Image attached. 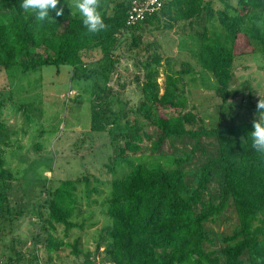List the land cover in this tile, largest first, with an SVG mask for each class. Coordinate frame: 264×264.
I'll return each instance as SVG.
<instances>
[{
  "label": "trees",
  "instance_id": "16d2710c",
  "mask_svg": "<svg viewBox=\"0 0 264 264\" xmlns=\"http://www.w3.org/2000/svg\"><path fill=\"white\" fill-rule=\"evenodd\" d=\"M112 2L105 5L100 1L98 8L106 30L90 33L79 12L65 16L64 11L56 17L51 11L47 20L37 21L33 13L20 7L21 0H3L8 13L0 18V70L20 67L22 72L30 73L43 66L67 65L75 84L81 78L91 80L105 91L115 70L121 36L129 34L131 47L138 50L137 33L145 26L159 30L172 29L178 23L190 27L199 24V66L216 82L220 104L215 127L204 126L196 114L184 111L187 99L181 85L183 75L190 73L187 65L174 75L165 73L160 93L151 66L160 65L163 57L155 44L145 46L146 51L150 46L154 52L144 63L142 100L136 113L156 132L153 139L140 129L124 134L118 160L110 163L113 175L104 202L108 224L95 252L99 253L100 245L106 243L104 257L111 264H264V155L252 147L250 137L257 109L253 108L254 114L248 118L227 105L229 97L241 93L229 89L236 60L250 54L264 55V0H166L158 13L133 26L127 25L131 0ZM91 54L99 58L87 62ZM4 130L5 124L0 122V138ZM184 136L195 141L192 153L201 137L215 139L218 145V157L202 163L193 188L188 187L183 170L189 157L166 158V167L134 164L128 158V154L141 152L139 143L144 140L150 142V153L158 154L170 138ZM121 164L129 169L117 176ZM9 180L0 147V264H17L3 246V233L14 219L8 198ZM80 180L85 182L86 198L93 191L97 193V189L87 187L86 176L41 188L45 198L39 207L47 210V218L39 227L46 231L48 251L66 246L78 256L79 238L70 244L57 240L52 233L57 226H62L66 235L73 228H81L73 222L82 199ZM214 182L218 185L216 201L199 210ZM230 205L237 225L230 235L220 237L218 246L207 224L215 222ZM86 254L88 262L90 255Z\"/></svg>",
  "mask_w": 264,
  "mask_h": 264
},
{
  "label": "rangeland",
  "instance_id": "374dc122",
  "mask_svg": "<svg viewBox=\"0 0 264 264\" xmlns=\"http://www.w3.org/2000/svg\"><path fill=\"white\" fill-rule=\"evenodd\" d=\"M100 1L105 5L113 3L112 0ZM61 6L65 16L78 12L72 6V0H59L58 7ZM7 13L0 0V18ZM201 30L199 24L190 27L178 23L172 29L159 30L145 26L137 33L140 37L138 50L131 47L129 34L121 36L115 70L105 84V91H101L100 83L96 86L91 80L81 78L75 84L67 65L43 66L30 73L22 72L20 67L0 70V122L5 124L0 147L5 168L11 176L8 198L14 218L12 226L3 233V246L6 245L7 254L17 260V264H111L104 257L106 243L100 245L99 253L95 252L99 236L105 233L108 224L104 202L113 175L110 163L112 159L118 160L125 133L140 129L153 139L156 132L141 114L136 113L142 100L144 63L154 52L150 46L146 51V45L155 44L163 57L160 65L151 66L157 74L155 80L160 93L163 92L165 73L174 75L187 65L185 68H189L190 73L183 75L181 85L187 99L184 111L196 114L208 128L217 124L220 104L215 94L217 84L209 72L201 70L197 58L200 40L196 32ZM88 58L86 61L90 62L99 55L91 54ZM89 68L88 65L86 69ZM229 89L241 93L228 98V107L248 118L253 115L252 109L256 108L259 97L264 98V55L239 57ZM198 142V148L192 153L193 139L172 137L161 153L152 154L150 142L144 140L139 143L141 152L128 154V158L134 164L166 167V158L189 157L183 170L188 187L193 188L202 163L218 157L215 139L201 137ZM120 167H124V171ZM120 167L117 176L129 169L123 164ZM83 176L88 178L87 187L98 191L86 198L83 193L85 182L79 181L82 199L73 222L81 228H73L66 235L62 226H57L52 233L57 240L70 244L79 238L78 256L72 247L48 251L46 231L39 227L47 218V210L39 207L45 198L41 188L48 183L56 186L60 180L82 179ZM217 187L215 182L210 185L199 210L216 201ZM236 225L237 219L230 205L215 222L207 224V229L218 243L220 237L230 235ZM218 246L221 245L218 243ZM86 253L90 255L88 262Z\"/></svg>",
  "mask_w": 264,
  "mask_h": 264
},
{
  "label": "clouds",
  "instance_id": "9594fccd",
  "mask_svg": "<svg viewBox=\"0 0 264 264\" xmlns=\"http://www.w3.org/2000/svg\"><path fill=\"white\" fill-rule=\"evenodd\" d=\"M100 0H72V6L82 17V23L90 33L106 30L107 25L98 11ZM59 0H21L20 7L25 12L35 15L37 21H45L51 11L56 17L62 16L64 9L58 7ZM256 118L252 122L253 131L250 132L252 147L264 155V98L259 97L256 104Z\"/></svg>",
  "mask_w": 264,
  "mask_h": 264
},
{
  "label": "built area",
  "instance_id": "2783aa9c",
  "mask_svg": "<svg viewBox=\"0 0 264 264\" xmlns=\"http://www.w3.org/2000/svg\"><path fill=\"white\" fill-rule=\"evenodd\" d=\"M166 0H131L127 25L133 26L158 13Z\"/></svg>",
  "mask_w": 264,
  "mask_h": 264
}]
</instances>
